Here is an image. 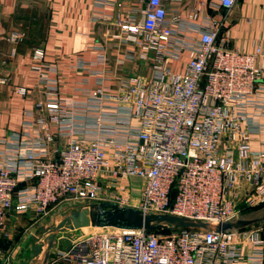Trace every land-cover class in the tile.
<instances>
[{
    "label": "built area",
    "instance_id": "2783aa9c",
    "mask_svg": "<svg viewBox=\"0 0 264 264\" xmlns=\"http://www.w3.org/2000/svg\"><path fill=\"white\" fill-rule=\"evenodd\" d=\"M142 1L143 20L125 26V39L139 46L143 60L153 52L157 70L148 78L133 77L116 93L102 96L101 89L84 103L60 97L57 80L46 74L53 68L45 50L31 51V68L41 74L45 94L55 99L37 103L49 112L27 124L40 138L0 140L8 145L0 150V236L11 235L7 219L13 209L43 217L82 200L88 203L82 211L109 203L209 226L85 233L57 251L56 261L63 264H264V224L234 234L215 230L264 206V140L257 149L251 144L252 131L264 130L258 122L264 116L258 100L264 88L262 48L231 45L222 23L210 21L188 45L185 70L174 72L167 64L173 29L166 23V5ZM236 1L220 3L229 10ZM22 37L15 31L9 40ZM57 138L64 143L50 157L48 147ZM131 179L140 181L139 188Z\"/></svg>",
    "mask_w": 264,
    "mask_h": 264
},
{
    "label": "crops",
    "instance_id": "0c3cea01",
    "mask_svg": "<svg viewBox=\"0 0 264 264\" xmlns=\"http://www.w3.org/2000/svg\"><path fill=\"white\" fill-rule=\"evenodd\" d=\"M163 1L166 23L173 29V55L167 61L172 71L185 70L191 56L188 45L199 39L210 21L222 23L231 45L245 51L260 46L263 54L258 64L264 69V0H237L229 10L221 6L220 0ZM145 6L142 0H0V140L31 143L42 135L27 124L49 112L38 109L37 103L44 105L55 97L45 94L41 74L31 68L34 48L45 50L46 62L53 68L46 74L57 80L60 97H72L78 103L94 94L99 96L101 89L102 96L116 93L133 77L154 74V53L143 60L139 46L125 39V26L141 22ZM15 31L23 37L9 40ZM19 87H26L27 94H19ZM258 100L264 103V88ZM258 117L264 127V116ZM64 140L57 138L49 145L50 157L57 155ZM263 140L264 130L255 128L251 133L252 147L259 148ZM7 148V144L0 145L1 151ZM36 216L35 210H12L7 219L11 235L0 236V260L7 258V264L58 263L54 246L43 250L37 245L32 255L25 250L27 235L22 230Z\"/></svg>",
    "mask_w": 264,
    "mask_h": 264
},
{
    "label": "water",
    "instance_id": "95a60500",
    "mask_svg": "<svg viewBox=\"0 0 264 264\" xmlns=\"http://www.w3.org/2000/svg\"><path fill=\"white\" fill-rule=\"evenodd\" d=\"M154 224V222H156ZM173 222V227H208V223L197 224L189 219L177 217L173 215H155V214H143L139 210L124 206L109 203H100L96 206L95 212H89L87 210L80 211L70 215L63 219L58 229H62L64 225L70 229L86 227L90 225L94 226H113L126 229H139L144 228L146 230L161 229L162 222ZM262 223L264 224V206L244 212L239 216H234L223 223L217 224L215 230L227 234H234L239 230L246 229L252 225ZM55 235L50 236V247L53 244Z\"/></svg>",
    "mask_w": 264,
    "mask_h": 264
},
{
    "label": "rangeland",
    "instance_id": "374dc122",
    "mask_svg": "<svg viewBox=\"0 0 264 264\" xmlns=\"http://www.w3.org/2000/svg\"><path fill=\"white\" fill-rule=\"evenodd\" d=\"M131 185L139 188L140 181L137 179L130 180ZM134 197L138 196V191L133 192ZM96 202L90 203L95 204ZM88 204L86 201L78 200V201H71L67 204H61L57 208L52 209L47 215L40 217L36 216L34 219L30 220L23 228V234L26 232L27 235V243L25 244V250H29V255H32L34 252V247L39 245V247L43 250L51 249V247H55L56 251L65 250V248L69 245V240L72 238H77L83 236V234H97V235H105L118 232V227L113 226H86L80 227L75 229H70L64 225L62 229H58L57 226L59 223L69 217L70 215L82 211V206ZM97 205H92L90 207V212H95ZM260 207L249 209L245 212L250 210H255ZM244 213V212H243ZM154 222V224H156ZM262 224V223H261ZM173 222H162V227L159 229L158 232L166 233L169 230H174ZM260 223L252 225L248 228H254ZM55 235L53 244L50 247V236ZM50 247V248H49ZM57 255V253H56ZM59 256V255H58ZM64 262L58 258V263L56 264H63Z\"/></svg>",
    "mask_w": 264,
    "mask_h": 264
},
{
    "label": "trees",
    "instance_id": "16d2710c",
    "mask_svg": "<svg viewBox=\"0 0 264 264\" xmlns=\"http://www.w3.org/2000/svg\"><path fill=\"white\" fill-rule=\"evenodd\" d=\"M153 231L158 232V231H160V230H159V229H155V230H153ZM169 231H170V230H169ZM169 231H168V232H169ZM166 232H167V231H166Z\"/></svg>",
    "mask_w": 264,
    "mask_h": 264
}]
</instances>
